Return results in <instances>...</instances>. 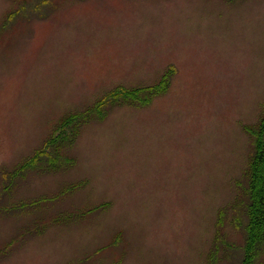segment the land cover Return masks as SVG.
<instances>
[{"label": "rangeland", "instance_id": "1", "mask_svg": "<svg viewBox=\"0 0 264 264\" xmlns=\"http://www.w3.org/2000/svg\"><path fill=\"white\" fill-rule=\"evenodd\" d=\"M263 118L264 0H0V264H244Z\"/></svg>", "mask_w": 264, "mask_h": 264}, {"label": "trees", "instance_id": "2", "mask_svg": "<svg viewBox=\"0 0 264 264\" xmlns=\"http://www.w3.org/2000/svg\"><path fill=\"white\" fill-rule=\"evenodd\" d=\"M151 89V88H149ZM104 101V100H103ZM102 101V102H103ZM106 102V101H104ZM103 104V103H102ZM71 118H66L59 123L55 130L51 133L50 138L44 146L37 150L35 154L28 159L27 162L21 164L19 170H22L28 165L29 167L40 157L41 161L44 158L46 150L49 148H57L62 138L66 134V130L72 123ZM71 122V123H69ZM70 124V125H68ZM71 125V126H72ZM66 126V127H65ZM69 132V130H68ZM255 136V154L253 155L250 167L251 171V185L249 194L248 206V225H247V244H246V260L244 264H252L251 260L254 257V249L263 245L264 243V118L253 131ZM48 166L52 165V161L48 162ZM27 168V167H26Z\"/></svg>", "mask_w": 264, "mask_h": 264}]
</instances>
